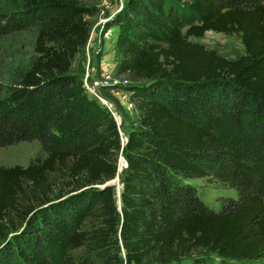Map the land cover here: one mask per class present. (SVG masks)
Here are the masks:
<instances>
[{
	"label": "trees",
	"instance_id": "16d2710c",
	"mask_svg": "<svg viewBox=\"0 0 264 264\" xmlns=\"http://www.w3.org/2000/svg\"><path fill=\"white\" fill-rule=\"evenodd\" d=\"M90 13L75 0L0 8V147L38 141L44 154L0 164V264L264 260V0H125L118 71L146 83L125 146L71 74ZM208 32L239 36L245 54L190 41ZM25 35L33 60L13 73L7 45ZM121 153L119 209L101 186ZM203 178L236 198L211 209L190 183Z\"/></svg>",
	"mask_w": 264,
	"mask_h": 264
},
{
	"label": "rangeland",
	"instance_id": "374dc122",
	"mask_svg": "<svg viewBox=\"0 0 264 264\" xmlns=\"http://www.w3.org/2000/svg\"><path fill=\"white\" fill-rule=\"evenodd\" d=\"M75 1L91 10V13L86 16L90 26V37L87 44L77 54L71 74L79 80L81 96L85 95L86 84L96 86L97 93L107 104L105 107L119 127L122 142V139L137 128L141 121L142 113L134 98V91L146 84L144 80L131 74H120L118 71L122 63L121 44L119 43L122 29L116 24L115 19L123 9L125 0ZM20 7L21 0H0V8L18 9ZM190 41L201 44L230 60H235L245 54L241 38L237 35L208 32L201 38L192 37ZM31 49V37L26 35L21 37L19 44L7 45L10 57L7 63L13 66V73L21 71L33 60ZM96 105L99 108V105ZM39 155L44 154L38 141L0 147V164L27 167ZM123 157L122 153L119 154L117 177L120 176V169L123 167L121 166ZM190 183L196 188L204 203L216 211L220 210L224 198H236L237 196L234 190L213 179H196ZM114 186L117 191L118 185ZM119 187L121 190V184ZM211 264L225 263L215 259ZM231 264H264V260Z\"/></svg>",
	"mask_w": 264,
	"mask_h": 264
},
{
	"label": "water",
	"instance_id": "95a60500",
	"mask_svg": "<svg viewBox=\"0 0 264 264\" xmlns=\"http://www.w3.org/2000/svg\"><path fill=\"white\" fill-rule=\"evenodd\" d=\"M127 143V137H124V139H122V144L123 146H125V144ZM123 162H124V166L122 167V169H120V173L123 171L124 168L127 167V161L125 159V157L122 158ZM109 185H118L117 186V191H116V194H117V204H118V208L120 209V193H121V190L119 189V185H120V177H117L116 179L106 183L105 185L102 186V188H104L105 186H109ZM122 186V185H121Z\"/></svg>",
	"mask_w": 264,
	"mask_h": 264
},
{
	"label": "built area",
	"instance_id": "2783aa9c",
	"mask_svg": "<svg viewBox=\"0 0 264 264\" xmlns=\"http://www.w3.org/2000/svg\"><path fill=\"white\" fill-rule=\"evenodd\" d=\"M85 88H86V91L89 95L97 98L104 106H107V104L104 102V100L101 98V96H99V94L97 93L95 85L93 87V86H89L86 84Z\"/></svg>",
	"mask_w": 264,
	"mask_h": 264
},
{
	"label": "bare ground",
	"instance_id": "6f19581e",
	"mask_svg": "<svg viewBox=\"0 0 264 264\" xmlns=\"http://www.w3.org/2000/svg\"><path fill=\"white\" fill-rule=\"evenodd\" d=\"M117 119H118V121H120V118L119 117H117ZM121 166H124L123 162H122V165Z\"/></svg>",
	"mask_w": 264,
	"mask_h": 264
}]
</instances>
